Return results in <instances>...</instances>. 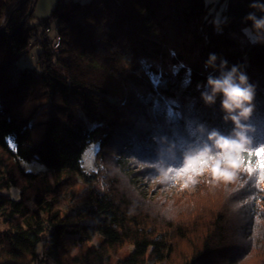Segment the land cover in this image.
Instances as JSON below:
<instances>
[{"label": "trees", "instance_id": "1", "mask_svg": "<svg viewBox=\"0 0 264 264\" xmlns=\"http://www.w3.org/2000/svg\"><path fill=\"white\" fill-rule=\"evenodd\" d=\"M219 4L59 0L34 20L0 0V264H264V0ZM210 53L247 74L253 111L234 177L191 183L184 158L234 131L201 97Z\"/></svg>", "mask_w": 264, "mask_h": 264}, {"label": "clouds", "instance_id": "2", "mask_svg": "<svg viewBox=\"0 0 264 264\" xmlns=\"http://www.w3.org/2000/svg\"><path fill=\"white\" fill-rule=\"evenodd\" d=\"M264 28V21L255 22L253 29ZM264 42V41H257ZM217 55L210 53L205 67L217 69L219 74L215 77L209 75L206 79V92L201 93L205 104H213L217 97L220 98V109L223 111L225 121L234 125L232 135H221L212 131L208 137V144L192 155L184 158L189 163L193 175L188 176V181L195 183V176L207 171L214 179L223 178L231 180L237 167L239 154L236 149H241L245 143V127L242 121L246 120L253 111L252 101L255 95L254 86L249 83L247 74L238 65L228 67L227 60L221 59L216 65ZM171 179V177H165ZM187 186V184L185 185Z\"/></svg>", "mask_w": 264, "mask_h": 264}, {"label": "rangeland", "instance_id": "3", "mask_svg": "<svg viewBox=\"0 0 264 264\" xmlns=\"http://www.w3.org/2000/svg\"><path fill=\"white\" fill-rule=\"evenodd\" d=\"M58 1L59 0H37L33 6L34 20L49 18L51 12L54 10L56 5L58 4ZM73 1L84 3V2H87L88 0H73ZM218 2H219V0H205L206 5L210 6V11L215 14V20L216 21L219 20L220 10L223 7L222 4L218 5ZM217 5H218V7H217ZM49 27H50L49 36L51 38H53L56 35L55 22H53L51 20L49 22ZM94 147H92V146L88 147L83 154V169L85 171H90L92 169V155H93V152L95 150ZM21 165H22L23 169L27 172H42V171H44V168L42 166H39V165L28 164V163H22ZM175 189H176V187H173V188L171 187V188H168L167 191L161 190L160 192H162V194H166L168 192L174 191ZM9 193L11 194L10 197L12 199H14V200L19 199V196H17L18 195L17 191L11 189L9 191ZM30 206H32L31 203H30ZM130 250H131L130 247H125L117 256L112 257L111 263H113L115 260L124 258L130 252Z\"/></svg>", "mask_w": 264, "mask_h": 264}, {"label": "snow or ice", "instance_id": "4", "mask_svg": "<svg viewBox=\"0 0 264 264\" xmlns=\"http://www.w3.org/2000/svg\"><path fill=\"white\" fill-rule=\"evenodd\" d=\"M252 39L254 40L255 37L252 36ZM179 67H180V66H174V74H175L176 72H178ZM155 83L158 84L159 81H156ZM255 156H256L257 158H264V148H261V149L257 150V151L255 152ZM259 167H260L261 169H264V159H261V160H260Z\"/></svg>", "mask_w": 264, "mask_h": 264}, {"label": "built area", "instance_id": "5", "mask_svg": "<svg viewBox=\"0 0 264 264\" xmlns=\"http://www.w3.org/2000/svg\"><path fill=\"white\" fill-rule=\"evenodd\" d=\"M58 45V39L55 40L54 48H56Z\"/></svg>", "mask_w": 264, "mask_h": 264}, {"label": "water", "instance_id": "6", "mask_svg": "<svg viewBox=\"0 0 264 264\" xmlns=\"http://www.w3.org/2000/svg\"><path fill=\"white\" fill-rule=\"evenodd\" d=\"M31 1H33V2L35 3L37 0H31ZM32 10H33V9H31L29 13H31V12H32Z\"/></svg>", "mask_w": 264, "mask_h": 264}]
</instances>
